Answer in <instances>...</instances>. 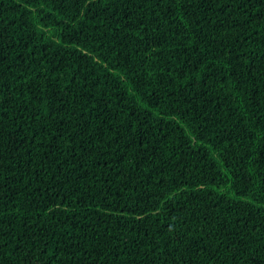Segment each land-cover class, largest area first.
<instances>
[{"label": "trees", "instance_id": "1", "mask_svg": "<svg viewBox=\"0 0 264 264\" xmlns=\"http://www.w3.org/2000/svg\"><path fill=\"white\" fill-rule=\"evenodd\" d=\"M0 264H264V0H0Z\"/></svg>", "mask_w": 264, "mask_h": 264}]
</instances>
